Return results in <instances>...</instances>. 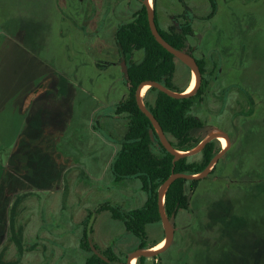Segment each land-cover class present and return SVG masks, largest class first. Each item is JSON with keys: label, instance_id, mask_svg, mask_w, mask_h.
Listing matches in <instances>:
<instances>
[{"label": "rangeland", "instance_id": "374dc122", "mask_svg": "<svg viewBox=\"0 0 264 264\" xmlns=\"http://www.w3.org/2000/svg\"><path fill=\"white\" fill-rule=\"evenodd\" d=\"M141 6L140 0H0V77L11 73L16 80L11 94L24 97L49 74L46 63L52 64L71 80L56 74L57 86L51 90L56 101L60 96L68 102L72 81L78 83L82 111L100 106L94 121L101 122L98 129L119 146L128 115L115 110L127 96L128 85L114 35ZM182 10L192 19L191 55L205 60L202 92L189 111L204 127L193 133L201 139L223 132L231 144L195 190L187 187L190 206L172 217V244L158 258L148 257L146 264H264V0H217L213 15L209 0H157L159 22L172 20V15L184 21ZM143 56V49L135 51L136 60ZM175 62L174 84L185 91L193 72L181 60ZM148 89L142 99L153 105L156 92ZM213 140L222 150L221 141ZM189 159L201 161V151ZM34 162L28 168L30 182L13 184L32 194L15 210L14 199L23 192L17 190L7 212L3 208L0 213V223L7 221L6 238L13 229L24 244L21 257L17 245L9 244L3 256L8 263L19 259L12 264H84L90 253L80 241L88 213L107 201L119 200L124 206L127 197L140 204L145 195L139 180L116 181L110 170L102 175L103 167L92 160L79 166L80 174H73L72 168L63 176L51 159L43 156ZM5 180L2 207L8 200V176ZM158 225L159 231L147 227L148 248L157 238L165 239L162 221ZM93 238L102 249L112 246L122 264L140 244L107 210L96 215Z\"/></svg>", "mask_w": 264, "mask_h": 264}, {"label": "trees", "instance_id": "16d2710c", "mask_svg": "<svg viewBox=\"0 0 264 264\" xmlns=\"http://www.w3.org/2000/svg\"><path fill=\"white\" fill-rule=\"evenodd\" d=\"M140 1L142 2V0ZM156 1H153L155 11ZM180 1L185 3V0ZM209 2L212 7L210 15H213L217 9V0H209ZM181 16L184 21H180L175 15H172L173 23L167 31L160 28L157 15L155 16L156 24L165 40L176 48L191 54L194 47L189 44L188 37L194 34L192 19L187 15V10ZM114 38L120 59L126 62L127 71L124 72V75L128 85V94L118 102L115 111L117 114L126 113L128 123L120 141V148L112 161L111 170L116 181L139 178L147 193V199L142 206L132 209H124L119 204L107 201L88 213L83 220L80 241L81 248L90 253L84 264H122L119 255L112 246L102 249L93 238L95 217L98 213L109 210L113 219L122 221L127 231L133 233L140 240L139 248H148L147 225L161 221L158 203L160 185L173 172L188 174L202 172L210 164L212 158L221 151V147L213 140L203 147L201 161H191L189 156H183L174 162L175 156L162 144L150 118L139 107L136 90L143 81L156 80L170 89L180 91L174 84L177 58L153 35L147 7L143 2L134 18L117 28ZM140 49L144 50V56L142 60L138 61L134 58V54L136 50ZM197 61L202 74H204L205 60L197 59ZM149 91L156 92L155 102L153 105L147 101L145 103L158 119L168 137L170 138L172 135L175 138V140L170 138L172 145L181 151L197 147L204 138H198L193 132L202 129L204 122L199 117L191 115L189 111L195 98L201 94L202 86L195 95L189 98H174L153 86L149 87ZM97 125L96 123L94 127L98 129ZM215 168L216 164L210 173ZM199 180L200 178H178L170 185L165 196V210L169 217L176 215L181 209L189 208L190 200H188L187 187L195 190ZM31 192L19 193L16 196L13 203L15 210L21 206L24 197ZM11 230V238L0 247V263L12 264L19 261L16 259L8 263L3 260L12 241L16 242L20 257L24 252L21 237H16L13 229ZM156 244L154 243L152 246ZM159 255L153 258H158ZM147 258L140 256L139 264H146Z\"/></svg>", "mask_w": 264, "mask_h": 264}, {"label": "crops", "instance_id": "0c3cea01", "mask_svg": "<svg viewBox=\"0 0 264 264\" xmlns=\"http://www.w3.org/2000/svg\"><path fill=\"white\" fill-rule=\"evenodd\" d=\"M161 21L159 22L158 20V23L163 30L167 31L172 25V20L170 19ZM190 37L191 35L188 40ZM189 44L195 46L190 40ZM18 46L23 48L19 44ZM46 67L50 70L49 74L42 77L35 85V89L31 93L25 94L24 97H17L11 94L16 82V80H12L11 73H9V77L5 75L2 78L0 77V190L4 186L2 181H6L5 178L7 176L9 181L7 189L5 188L8 200L5 202L4 207H2V202L0 201V213L3 212V208L7 212L8 206L10 207V199L14 196L13 194L16 195L18 193L17 190H23L24 192L27 189L18 188L13 184L21 180L29 183V166H33L34 160L41 159L43 156L49 160L51 159L61 167L60 176L69 175L72 168H74L72 170L73 174H80L79 166L87 164L86 161L88 160H92L96 165L98 163L103 167L102 175H106L108 170L113 175L111 164L120 148V144L116 146L106 132H101L102 130L94 127L96 123L98 125L101 124L98 120L96 123L94 121L100 106L94 105L92 109L85 107V111H82L81 86L73 81V93L68 102L60 96L57 97L58 101H56L55 96H52L53 94L51 93V90H55L57 86L58 79L56 74H61L63 79L66 77L52 64L46 63ZM66 79L71 82L68 78ZM50 109H52V114ZM82 124L86 126V129L82 130ZM6 129L12 130L9 132ZM6 133H9L7 146L5 144ZM86 134L90 136L88 141L85 140ZM7 149L8 151H5ZM19 167H25L23 172L18 171ZM87 170L91 175L101 176V173L95 174L94 171ZM131 179L140 181V188L145 192V195L142 197L140 204H136V200H132L131 197L126 198L127 201L124 206L119 200L112 202L121 205L124 209L140 207L147 199V193L143 189L139 178L123 180ZM23 192L21 191V193ZM25 192L30 191L26 190ZM6 222L0 223V247L9 240L8 237L6 238ZM150 226L158 231L160 230L158 222L147 225L148 228ZM163 240V237L157 238L156 245ZM12 243L16 244L14 241ZM155 246H152V248ZM137 248H139V245L135 246L132 251Z\"/></svg>", "mask_w": 264, "mask_h": 264}, {"label": "water", "instance_id": "95a60500", "mask_svg": "<svg viewBox=\"0 0 264 264\" xmlns=\"http://www.w3.org/2000/svg\"><path fill=\"white\" fill-rule=\"evenodd\" d=\"M143 4L147 7V12H148V19H149V23H150V27L152 30L153 35L155 36V38L157 39V41L163 45L169 52H171L177 59L181 60L184 64H186L193 73H195L196 78H197V82L196 85L194 87V89L188 93H186L185 91H176L173 89L168 88L166 85H164L163 83L156 81V80H146L143 81L139 84L137 90H136V99L137 102L139 104V107L141 108V110L150 118L153 126L155 127L156 131L159 134V137L161 139L162 144L165 146V148L171 152L175 157H174V162H176L178 159H180L183 156H190L193 154H196L200 151H202L203 147L205 146L206 143H208L209 141H211L217 134H221L224 135L229 142L228 147L223 148L220 152H218L211 160L210 164L200 173L198 174H188V173H184V172H173L159 187L158 189V194H159V212H160V216H161V221L163 223V227L165 230V239H166V244L161 247L160 249H156L154 250L153 248H145V249H141V248H137L134 251H132L128 257L125 263L123 264H132V260L133 258H139L140 256H146V257H154L159 255L160 253L166 251L170 245L172 244L174 237H175V227L173 225L172 222V217H169L166 213L165 210V196H166V192L169 189L170 185L178 178H187V179H194V178H203L205 177L208 173H210V171L213 169V167L215 166V164L217 163L218 159L226 152V150L229 148L231 141L228 138V136L223 133V132H211L210 134H208L202 141L201 143L188 151H181L176 149L173 145L172 142L170 140V138L168 137V135L166 134V132L164 131L162 125L160 124V122L158 121V119L155 117V115L152 113V111L147 107V105L145 104V102L142 99L141 96V91L144 85L149 84V86H153L156 87L157 89L167 93L168 95L174 97V98H189L193 95H195L199 88L201 87L202 84V71L200 69V65L197 61V59L192 56L190 53L180 50L178 48H176L175 46H173L171 43H169L167 40H165L157 27L156 24V11L154 9V6L150 4L149 0H142ZM123 65V69L124 72L127 71V67H126V62L123 61L122 63ZM188 200H190V195L188 196Z\"/></svg>", "mask_w": 264, "mask_h": 264}, {"label": "bare ground", "instance_id": "6f19581e", "mask_svg": "<svg viewBox=\"0 0 264 264\" xmlns=\"http://www.w3.org/2000/svg\"><path fill=\"white\" fill-rule=\"evenodd\" d=\"M149 2H150V0H149ZM151 4V3H150ZM152 5V4H151ZM193 79H192V82H191V85H190V87H189V89L188 90H190V89H192L193 87H195V85H196V83H195V81L197 82V78H196V75H195V73H194V75H193V77H192ZM148 87H149V84H146V85H144L143 86V88H142V91H141V96H142V93H143V89H144V92L148 89ZM194 89V88H193ZM192 89V90H193ZM191 90V91H192ZM190 92V91H189ZM186 93H188V92H186ZM219 137V139H220V141L222 142V144H223V148H226V147H228V145H229V142H228V139L224 136V135H221V134H217L216 136H215V138H218ZM226 146V147H225ZM165 240V243L164 242H162L160 245V247L159 248H154V250H156V249H160L161 247H163L165 244H166V239H164ZM164 243V244H163ZM163 244V245H162ZM134 259V258H133ZM132 264H133V261H132Z\"/></svg>", "mask_w": 264, "mask_h": 264}, {"label": "flooded vegetation", "instance_id": "af4514ba", "mask_svg": "<svg viewBox=\"0 0 264 264\" xmlns=\"http://www.w3.org/2000/svg\"><path fill=\"white\" fill-rule=\"evenodd\" d=\"M150 3L152 4V3H153V0H150ZM193 75H194V73H193ZM192 77H193V76H192ZM192 79H193V78H192ZM191 82H192V81H191ZM195 83H196V81H195ZM190 85H191V84H190ZM189 87H190V86H189ZM189 87H188V89H189ZM193 88H194V87H193ZM193 88H192V89H193ZM188 89L186 90V92H189V91L192 90V89H190V90H188ZM143 94H144V89H143V93H142V95H143ZM218 139H219V137H218ZM219 140H220V139H219ZM221 143H222V142H221ZM222 146H223V144H222ZM223 147H224V146H223ZM225 147H226V146H225ZM162 242L165 243V240L161 241V242H160L158 245H156L154 248H159V247L161 246L160 244H161ZM164 243H163V244H164ZM163 244H162V245H163ZM154 248H153V249H154ZM132 261H133V264H136V257H135Z\"/></svg>", "mask_w": 264, "mask_h": 264}]
</instances>
